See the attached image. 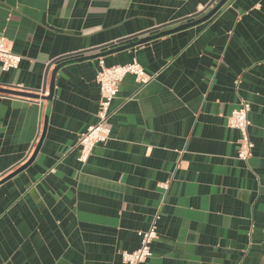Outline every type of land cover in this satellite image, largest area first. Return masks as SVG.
<instances>
[{
	"label": "crops",
	"instance_id": "obj_1",
	"mask_svg": "<svg viewBox=\"0 0 264 264\" xmlns=\"http://www.w3.org/2000/svg\"><path fill=\"white\" fill-rule=\"evenodd\" d=\"M214 1L0 0V38L21 57L0 67V88L47 97L58 63L192 22ZM132 61L151 79L123 78L109 139L79 163L99 64ZM243 103L247 162L227 127ZM39 143L0 184V264H124L152 222L142 264H264V0H228L196 26L65 65L49 101L0 94V182Z\"/></svg>",
	"mask_w": 264,
	"mask_h": 264
},
{
	"label": "built area",
	"instance_id": "obj_2",
	"mask_svg": "<svg viewBox=\"0 0 264 264\" xmlns=\"http://www.w3.org/2000/svg\"><path fill=\"white\" fill-rule=\"evenodd\" d=\"M20 61L21 57L13 53L4 38H0L1 70L8 71L16 69ZM99 67L100 69L96 74V82L100 91L99 107L96 114L97 121L88 126L78 136L76 148L78 151L77 161L79 163H85L94 147L109 139L110 130L107 127V121L110 116V107L118 93L119 85L123 78L126 75H132L140 83H146L151 79L136 61L125 65H113L109 67L103 66L100 63ZM249 110V104L243 103L238 108L232 110L227 117V127L237 130L239 133V147L236 158L242 162H247L253 149V144L249 136V127L251 125L248 119ZM162 187L167 189L168 185L163 184ZM139 236L140 245L136 250L120 253L121 261L124 264H142L151 256V245L157 238L155 223L152 222L145 231L139 233Z\"/></svg>",
	"mask_w": 264,
	"mask_h": 264
},
{
	"label": "water",
	"instance_id": "obj_3",
	"mask_svg": "<svg viewBox=\"0 0 264 264\" xmlns=\"http://www.w3.org/2000/svg\"><path fill=\"white\" fill-rule=\"evenodd\" d=\"M227 2H228V0H219L218 2L214 1L215 4H214L213 8H211L206 14H203L204 12H202V13L198 14L196 16L197 19L193 20L192 22H189V23H186V24H183V25H179V26H177L175 28H172L171 30H167V31H164V32H161V33L159 32L158 34H155L154 36H150V37H146V38H142L143 34L142 35H138L136 37L139 38V39L136 42H133V43H130V44H127V45H124V46H120V47H117V48H113V49L101 52L99 54H96V55L87 56V57L79 58V59L67 60V61L58 63L57 65L54 66L53 70L51 71L50 82H49V95L47 97L39 96V94H31V93H27V92H19V91H16V90H12L10 88H0V94L18 96V97L28 98V99H41V100L49 101V100H51L56 74L59 71V69H61L65 65H68L70 63L77 62V61H80V60H84V59H94V58H98V57H104V56L113 54V53L118 52V51H122V50H126V49H129V48L136 47V46L141 45V44H143V43H145V42H147V41H149L151 39L159 38V37H162V36H165V35H169L171 33L177 32V31H181V30L196 26L198 24H201V23L206 22L209 19H211ZM212 4H213V2L210 3L207 6V9L210 8L212 6ZM58 61H60V59L56 60L55 62H58ZM55 62H53V63H55ZM48 71H49V67L46 70L45 78L47 76ZM46 120H47V115H45L43 131L45 129ZM42 137H41V140H42ZM40 143L35 148V151L32 154L31 158L28 160V162L25 165H23L22 167L18 168L15 172H13L9 176H7L4 180H2L0 182V184L3 183L6 180L12 178L16 174H18L21 171H23L24 169H26V167L34 160V158H35V156L37 154V151L39 149Z\"/></svg>",
	"mask_w": 264,
	"mask_h": 264
}]
</instances>
